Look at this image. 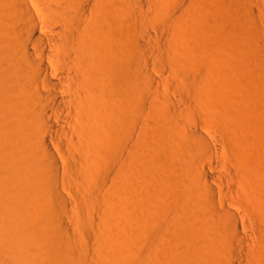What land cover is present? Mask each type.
Segmentation results:
<instances>
[{"label":"bare ground","instance_id":"bare-ground-1","mask_svg":"<svg viewBox=\"0 0 264 264\" xmlns=\"http://www.w3.org/2000/svg\"><path fill=\"white\" fill-rule=\"evenodd\" d=\"M199 1L0 0V264H87L72 216L104 223L91 204L112 178L100 258L136 260L150 234L148 264H264V123L250 120L264 118V78L246 73L235 93L190 70L209 26Z\"/></svg>","mask_w":264,"mask_h":264},{"label":"rangeland","instance_id":"rangeland-1","mask_svg":"<svg viewBox=\"0 0 264 264\" xmlns=\"http://www.w3.org/2000/svg\"><path fill=\"white\" fill-rule=\"evenodd\" d=\"M204 1H206V0H201V2L199 1V6H198V4H197V6L200 8H196L195 10L197 11V12H199V13H197L196 12V14L195 15H198L197 17H199V15H201V17L204 19H202L201 18V20H203V21H205L206 23L208 22V27H207V25H206V23H202V24H205L206 25V27L208 28V33H207V28L205 27V25H204V27L206 28L205 29V32H206V34H207V36L209 37L210 35V37H209V39H208V37L206 36V40L208 39L209 41H205L204 40V42L206 43H210L211 45L212 44H215V47H213V48H216L217 49V47H216V45L218 46V47H220V49L218 50L220 53L222 52L223 54L222 55H220L219 56V58H221V59H217V61L219 60H221L220 62L221 63H219V62H216L217 64H215V68H213V67H210V66H212V65H214V63H212V65H210V63L208 62L209 60L211 61V60H215L216 61V58L214 57V54L212 55L213 56V59H212V56L210 55V53L208 54V52L206 51V50H211V49H209L210 48V44L208 45L207 43L205 44V45H207L205 48L203 47L204 45V43L202 42V43H200V41L202 40V38L203 39H205V33H201V35H204L203 37H200L201 38V40L200 41H198L197 43H196V39H195V37L194 36H190V37H193L194 38V40H196L195 41V43H193V39H191L190 37V39L192 40L191 42L193 43V45L195 46V44H196V46H197V44H199V46H198V48L200 49V47H201V45L200 44H202L203 46V49L207 52V53H205V51L204 50H202V47H201V50L204 52L203 54H204V62L202 63V64H204L206 61L209 63V65L210 66H207V64H204L203 66H200V64H199V58H200V61L201 60H203L202 58H201V56L203 55L202 54V52H201V50H198V48L196 47V49L197 50H195V52H196V55L195 56H197L198 57V60H197V57H196V59L195 60H197V66H196V68H198L197 70H196V68H192V69H190V70H194V72L196 71V73L198 74V75H203L204 74V76H205V74H206V77H208V76H210V79L212 78L211 76L212 75H214V77H217V78H219L220 77V80L219 81H222V83L225 85V83L227 84V86H230V88L232 89L231 91H235V93H236V91H237V89L239 88V89H241V86H243L244 84H245V82H243L244 84H242L241 82L243 81V80H245V78H248V77H250L252 74V77H257V75L256 74H258V77H259V79H260V76H261V79L260 80H262L263 78H264V0H228V2L226 1V4H227V6L226 5H224L225 3H223V5L224 6H222L221 4V0L219 1V0H207L206 2H204ZM217 1V2H216ZM229 1L230 2H232V4L230 5V3H229ZM248 2V3H247ZM214 3H218L217 5L216 4H214ZM219 3H221L220 4V6H219ZM229 3V4H228ZM203 4V5H202ZM207 5H210V8L208 9L207 7H209V6H207ZM214 5H216L217 6V8H216V6H215V8H214ZM243 5V6H242ZM245 5V6H244ZM203 6V7H202ZM226 6V7H225ZM229 6V7H228ZM191 7H193V6H191ZM204 7H206V8H204ZM212 7H213V10H212ZM222 7H225L224 9H222ZM232 7V8H231ZM238 7V8H237ZM240 7H241V9H240ZM246 8V10H245V8ZM202 8H204V10L202 9ZM231 10H229V9ZM192 9V11H193V9L194 8H191ZM215 9H217V10H215ZM219 9H221V10H219ZM235 9V10H234ZM237 9V10H236ZM241 11H240V10ZM207 10H210V11H207ZM212 10V11H211ZM234 10V11H233ZM253 10V11H252ZM218 11V12H217ZM224 11H227V12H225L224 13ZM230 11V12H229ZM233 11V14H235L234 12H236V14H235V16L233 15V14H231V12ZM240 11V15L241 16H239L238 14V12ZM194 12V11H193ZM209 12H210V14H209ZM212 12H213V14L214 15H216V17H214V15H212ZM222 12V13H221ZM242 12V13H241ZM218 13V14H217ZM194 14V13H193ZM206 14V15H205ZM221 14H222V17H221ZM224 14V15H223ZM228 14H230V15H233V17L232 16H230V15H228ZM212 15V17H210ZM228 15V16H227ZM224 16H226V17H228V18H223ZM229 17H232V18H229ZM239 17V18H238ZM217 20H216V19ZM207 21H206V20ZM219 19V20H218ZM222 19H226L225 21L223 20L222 21ZM200 20V21H201ZM212 22H211V21ZM213 20H214V23H213ZM228 20H230V21H228ZM240 20V21H239ZM229 22L228 24L227 23H222V22ZM196 22H197V20H196ZM198 23L200 24V22H199V19H198ZM216 23H217V25H218V23H219V25L222 23L223 25H224V27H220L219 25L217 26V27H215V25H216ZM222 24H221V26H222ZM226 24H227V26H226ZM201 25V24H200ZM231 25V26H230ZM210 26H211V31L209 30L210 29ZM213 26V27H212ZM230 26V27H229ZM195 27H199V26H195ZM203 27V28H204ZM232 27V28H231ZM200 28V27H199ZM202 28V27H201ZM200 28V29H201ZM216 28V30H214ZM223 28V29H222ZM225 28V29H224ZM192 29V28H191ZM193 29H194V27H193ZM196 29V28H195ZM230 29H232L231 30V32L230 31H227V30H230ZM190 30V29H189ZM198 29H196L195 30V32L197 33L198 31H197ZM204 30V29H203ZM212 30H213V35H212ZM218 30V31H217ZM234 30V31H233ZM215 31H216V33H215ZM227 31V32H226ZM233 31V32H232ZM209 32H211V33H209ZM221 32H223V33H221ZM224 33H226V34H224ZM198 34V33H197ZM214 34H215V36H214ZM230 34V35H229ZM232 36V37H231ZM213 37H215L214 39H212ZM224 37V38H223ZM199 38V39H200ZM219 38H221L220 40H221V42L218 40ZM190 39H188L189 40V42H190ZM210 39H212V40H210ZM216 39V40H215ZM213 40H215V41H213ZM225 40V41H224ZM243 40V41H242ZM230 41H232L233 43H229ZM188 42V43H189ZM190 42V43H191ZM223 42H226V43H224L223 44ZM191 43V44H192ZM228 43H229V45H230V48H228V47H226V46H228ZM241 43V44H240ZM222 44H223V46H222ZM190 45V44H189ZM192 45V46H193ZM191 46V45H190ZM193 46V47H194ZM214 46V45H213ZM207 47H209L208 49H207ZM212 47V46H211ZM233 47V48H232ZM195 49V48H194ZM193 49V50H194ZM215 49V50H216ZM222 49V51H220ZM226 49V50H225ZM192 50V51H193ZM199 51V52H198ZM256 51H258L257 53H256ZM198 52V53H197ZM211 52V51H210ZM200 53V54H199ZM252 54V55H250V54ZM256 53V54H255ZM193 54H195L194 53V51H193ZM229 54V55H228ZM244 55H245V57H244ZM250 55V56H249ZM194 56V55H193ZM194 56V57H195ZM251 57L250 59H249V57ZM187 57L189 58V60L191 61V59H194V58H190L191 56L190 55H187ZM203 57V56H202ZM248 57V58H247ZM247 60H248V62H247ZM188 61V60H187ZM226 61H227V63H226ZM253 61V62H252ZM214 62V61H213ZM252 62V63H251ZM256 62V63H255ZM201 63V62H200ZM226 63V64H225ZM255 63V64H254ZM218 64H219V66H218ZM220 64L222 65V68H221V66H220ZM228 64V65H227ZM247 64H248V66H247ZM250 64H253V65H250ZM199 65V66H198ZM209 67L208 69H207V67ZM218 67H217V66ZM224 65V66H223ZM228 66V67H227ZM250 66H252L251 68H250ZM185 67H187V66H185ZM189 67L190 66H188L187 68L189 69ZM205 68V69H203V68ZM254 67V68H253ZM258 67V68H257ZM180 69L182 68V67H179ZM191 68V67H190ZM211 68H213V69H211ZM219 68H221V70L219 69ZM257 68V69H256ZM177 69H178V66L176 67V71H175V76H177V77H179L178 75H177ZM187 69V70H188ZM215 69L216 70H218V71H215ZM247 69V70H246ZM186 68L184 69V68H182L181 69V73L183 74V75H180V73H179V71L180 70H178V74L180 75V77L179 78H181V77H187V78H190V76H191V72L190 71H188V73H186ZM212 70V71H211ZM224 70V71H223ZM250 70V71H249ZM255 70V71H254ZM258 70H260L259 72H258ZM169 71V70H168ZM185 71V72H184ZM204 71V72H203ZM205 71H209V73L208 72H205ZM210 71H211V73H210ZM226 71H228V73L229 74H227L226 73ZM246 71H248V72H246ZM252 71H254V72H252ZM152 72L154 73V75H156V76H158L157 74H156V72L154 71V70H152ZM170 72V71H169ZM215 72V73H214ZM224 72V73H223ZM250 72H252V73H250ZM258 72V73H257ZM152 73V74H153ZM173 73V72H172ZM184 73H186V75L187 76H184ZM250 74V76H248V75H246L245 76V74ZM255 73V74H254ZM170 74V73H169ZM188 74H190V75H188ZM241 74L243 75V76H241ZM189 76V77H188ZM245 76V77H244ZM248 76V77H247ZM209 78V77H208ZM221 78H223V79H221ZM213 79H215V78H212L211 80L213 81ZM250 79V78H249ZM253 79V78H252ZM252 79L250 80L251 82H252ZM257 79V78H256ZM216 80V79H215ZM227 80V81H226ZM264 80V79H263ZM223 81H225V82H223ZM231 81H233L234 82V84L236 83V86L234 85V87L232 86V85H230V83L229 82H231ZM254 81V80H253ZM229 83V84H228ZM238 84V85H237ZM252 84H254L253 82H252ZM232 86V87H231ZM229 88V89H230ZM236 88V89H235ZM243 89V88H242ZM233 91V92H234ZM239 91V90H238ZM238 91H237V93H238ZM240 91H242V90H240ZM239 91V92H240ZM262 96H264V94L262 95V93H260V97L261 98H263ZM251 100H253V102H254V104H256L257 102V105L258 106H260V105H262L261 104V99L259 100V99H253V98H251ZM252 102V103H253ZM260 104V105H259ZM251 117H250V120L251 121H254V123L256 122H258V123H264V118H259V117H256V116H254V115H250ZM252 116H253V118H252ZM253 119V120H252ZM259 151H261L263 154H264V147H259ZM258 157V156H257ZM257 157H255V156H253L251 159V161H253V162H256V161H260L261 160V158H257ZM246 166V167H245ZM244 169L246 170L247 169V165H244ZM247 171V170H246ZM115 178H112V180L110 181V182H108V183H106L107 185L110 183V184H112V183H114L112 186L114 187H112L111 185L109 186L108 185V187L109 188H111L110 190L108 189H106V188H108L107 187V185L105 184H102L101 182V184L103 185V187H102V191H103V193H100V194H102V196H100L99 197V194H98V196H96V197H98V201H100V203H101V205H102V207H101V209H97L96 207H94V204H91L92 205V209H94V211H96L95 212V214L97 215V216H101L100 218L101 219H103V221H104V223H101V221H100V226L98 225L99 224V221H97V220H95L97 223L96 224H94V229L91 231V229L89 230V229H87V228H84V226L85 225H83V223L81 224V222H82V219H83V215L82 214H80L81 213V210H80V213H78V214H80V215H78L77 214V211L76 210H78L79 211V209H76L75 208V211L76 212H74V215L72 216V218H73V220H72V218H71V220H72V222H79V219L80 218H82V219H80L81 220V222H80V224L82 225V226H80V224H79V226L76 224V226H75V228H77L79 231H77V229H76V231H75V233H74V236H75V239L78 241V239H79V241H80V238H81V240L82 241H78L79 242V245L81 244V248L85 251H83V254L84 253H86V254H84V257H86L87 259H86V261H89L87 264H96V263H98V264H115V262L117 261L116 259V261L115 260H113L112 258H110V257H112V256H109V255H105L106 257L105 258H100V257H103V256H101V253L104 251L105 253H106V250H104L105 248L107 249L108 247H106L103 243H104V241L102 242V244L105 246V248H104V246H103V248L104 249H102L103 251H100L101 249H100V245H98V244H101L100 242H96V241H99L100 240V238L103 240V239H105L106 237H108V235L110 234V236H111V232H113L112 230H111V226L112 225H110V227L107 225V227H106V225H104L105 224V222H110L111 224H113V228H114V232H115V227H116V224H117V220H116V218H115V214H109V213H116V209H117V203H116V193L118 194L119 192L117 191V190H119V187L117 186V180L115 179ZM101 186V185H100ZM104 187H106L105 189H104ZM117 187H118V189H117ZM115 189V190H114ZM108 191V192H106V191ZM112 190V191H111ZM114 190V191H113ZM71 192V196H72V198H73V202L76 204V205H79V204H77V203H79L78 202V200H79V196H78V194H76V193H74V192H76L75 190L73 191V190H70ZM110 191H111V193H110ZM116 191V192H115ZM103 194H106V195H103ZM114 194V195H113ZM111 195V196H110ZM95 196V195H94ZM105 196H106V198H105ZM95 197V198H96ZM97 199V198H96ZM104 199H106V200H104ZM108 199H110V201H108ZM102 200V201H101ZM106 202V201H108L107 203H104V202ZM114 201H115V203H114ZM111 203V204H110ZM75 204H74V207H75ZM104 204V205H103ZM110 204V205H109ZM114 205V206H113ZM116 205V206H115ZM106 206V207H105ZM77 207V206H76ZM79 207V206H78ZM108 207H110V208H108ZM105 210H109V211H106L105 212ZM107 214H108V216H107ZM78 215V216H77ZM103 216V217H102ZM75 217V218H74ZM79 218V219H78ZM100 219V220H101ZM106 219V220H105ZM110 220H112V222H114V223H112ZM73 224H75V223H73ZM103 224V225H102ZM107 224H109V223H107ZM99 227H98V226ZM78 226V227H77ZM103 226H105V227H103ZM84 229H86V230H84ZM98 227V228H97ZM101 227H102V229H101ZM80 228V229H79ZM81 228H82V230H81ZM96 228V229H95ZM106 228V229H105ZM110 230H109V229ZM263 228H264V226H263ZM105 229V230H104ZM100 230L102 231V232H100ZM84 231V232H83ZM86 231V232H85ZM87 231H88V234H87ZM107 231L109 232V233H107ZM111 231V232H110ZM90 232H92V234L90 233ZM97 232H99V233H97ZM114 232H113V235H115L114 234ZM106 233V234H105ZM80 234H81V236H80ZM94 234H96L97 236L95 237L94 236ZM145 235H147L146 233H144ZM264 234V233H263ZM99 235V236H98ZM107 235V236H106ZM144 235V236H145ZM257 235V234H256ZM79 236V238H76V237H78ZM88 237V238H87ZM95 237V238H94ZM97 237H99V239L98 240H95ZM112 237H114V236H112ZM148 237L150 238V234H149V236L147 235V237H145V239L147 240H139V242H137L134 246H133V250H134V248L135 249H137V247H138V252L140 253V252H142V253H140L141 254V256H140V254H139V256H138V254H136L139 258L141 257V258H143V254H144V251H149L148 249H149V246H148ZM258 239H259V236L257 235L256 236ZM84 238V239H83ZM92 240H91V239ZM109 239H110V237H108ZM107 240V242H108V244H107V246L108 245H111V244H113V243H111L110 244V240ZM113 239V238H112ZM111 239V240H112ZM42 241H44V240H42V237H39L38 239H37V242L39 243V242H42ZM91 241V242H90ZM141 241L144 243H147V244H144L145 246H148V249H146V247H144V245L141 243ZM85 242V243H84ZM87 242V243H86ZM106 242V241H105ZM261 242L264 244V237H263V239L261 240ZM139 243H141L140 245H137V244H139ZM34 244H36V243H34L33 242V245ZM44 244V243H43ZM85 244V245H84ZM95 246H94V245ZM101 244V245H102ZM39 245H42V244H40L39 243ZM98 245V246H97ZM142 245H143V247L145 248V250L143 251V247H142ZM112 246V245H111ZM255 246V245H254ZM254 246H252V248L251 249H249L251 252H248L247 251V253L249 254L248 256H250V255H252V253L254 254L255 253V251L254 250H252V249H255L256 248V246L254 247ZM39 247H41V246H39ZM89 247V248H88ZM95 249H94V248ZM98 247V248H97ZM142 247V248H141ZM79 248H80V246H79ZM80 248V249H81ZM88 248V249H87ZM140 248V249H139ZM99 249V250H98ZM86 250H88V252L86 251ZM93 252H92V251ZM137 251V250H136ZM94 252L97 254V253H99V254H94ZM146 253V252H145ZM146 254H144V256H145ZM89 257V258H88ZM93 258V259H90V258ZM119 259H121V260H118V262H116V264H125V263H128V264H135V263H137V262H135L136 260L138 261V260H142V259H139V258H137L136 260L134 259V257H136L135 256V254H134V256L133 255H130V256H127V254H125V255H123L122 256V254L121 255H119ZM132 257V258H131ZM109 258V260H105L104 261V259H108ZM145 258V257H144ZM102 259V260H101ZM128 259H129V261H130V263L128 262ZM134 259V260H133ZM146 259V258H145ZM91 260V261H90ZM113 261V262H111L110 263V261ZM123 260V261H122ZM126 260V262H124ZM132 260L134 261V262H132ZM93 261V262H92ZM98 261V262H97ZM99 261H101L100 263H99ZM144 260H142L141 261V264L142 263H147L148 264V262L146 261V262H143ZM95 262V263H94ZM138 263H139V261H138ZM137 263V264H138ZM140 264V263H139ZM248 264H250V262H248Z\"/></svg>","mask_w":264,"mask_h":264}]
</instances>
